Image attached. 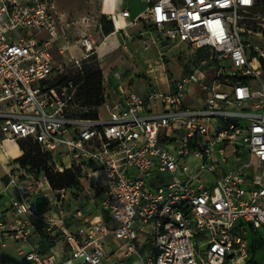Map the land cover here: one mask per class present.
<instances>
[{
	"label": "built area",
	"instance_id": "obj_1",
	"mask_svg": "<svg viewBox=\"0 0 264 264\" xmlns=\"http://www.w3.org/2000/svg\"><path fill=\"white\" fill-rule=\"evenodd\" d=\"M263 1L145 0L134 18L123 9L114 32L150 22L159 40L208 57L167 77L166 90L130 89L115 73L93 117L68 114L78 85L52 79L71 50L56 0H0V145L34 140L56 172L80 170L74 198L92 202L67 212L70 189L2 164L3 193L15 192L10 219L0 212L2 246L21 242L25 264H247L249 235L264 231ZM77 45V63L98 53L92 35ZM147 236L155 248L141 252ZM61 243L67 257L45 250Z\"/></svg>",
	"mask_w": 264,
	"mask_h": 264
},
{
	"label": "rangeland",
	"instance_id": "obj_2",
	"mask_svg": "<svg viewBox=\"0 0 264 264\" xmlns=\"http://www.w3.org/2000/svg\"><path fill=\"white\" fill-rule=\"evenodd\" d=\"M56 2L63 20V31L70 39L71 50L63 55H57L56 59L59 68L52 79L63 86L64 78L72 79L78 73H82L83 70L87 71L85 66L88 67V70H97V73H95L97 85H94L90 94V90L87 88L85 95L79 96L78 92H75L67 110L70 115H103L105 113L104 93L109 90L113 91L119 84L115 73L121 74L122 80L130 89L134 87V89L145 92L153 82L157 83L160 89L166 90L167 77L171 81L173 77L182 76L197 66L206 56L208 57L207 52L203 51L196 54L185 44L176 45L159 40L152 35L154 30L150 26V22L147 23L145 21L137 26L128 27L117 35L114 34L116 36L104 43L105 37L108 36L105 30V25L108 21L103 20V16H101L102 0H56ZM261 11L264 13V7ZM116 24L117 26H122L125 22ZM83 35H92L94 37L98 45V53L92 58L83 59L80 63H77L76 60L82 58V51L78 47L77 42ZM152 69H157V72H149ZM215 75L216 70H211L206 76L209 79H213ZM104 116L108 117L107 114ZM4 145L19 149V152L14 153V155L20 156L10 159L9 169L22 174L25 171L36 173L42 168L41 163L34 160L37 155L29 154L35 150L34 145L30 141L25 140L17 144L6 142L2 144V146ZM21 161L23 165L20 164L15 168H10V166H14L15 163ZM59 162L60 159L57 157V163ZM198 164L199 161H195L190 172H194ZM2 180L6 181L5 176L2 177ZM90 180L88 179L85 182L86 185L90 183ZM46 194L52 202L56 192L48 191ZM79 196V199H75L73 193H70L62 208L67 212L73 211L76 206L89 209L92 206L91 200L84 193H80ZM35 203L40 212L47 210L44 195L37 196ZM55 211L58 212V209H55ZM81 222L82 219L76 222H69V225H79ZM248 239L250 242L248 261L253 260L254 263L264 264V237L262 233H251ZM60 246L59 250L66 249L63 243ZM22 247L23 244L21 242L14 240L7 241L5 247L0 242V256L5 254L10 259L16 258ZM25 248L28 249L26 246ZM154 248V240L147 236L146 245L141 248V252L153 251ZM67 251L69 252V250ZM114 264L118 263L115 262ZM126 264H138V262L130 261Z\"/></svg>",
	"mask_w": 264,
	"mask_h": 264
},
{
	"label": "crops",
	"instance_id": "obj_3",
	"mask_svg": "<svg viewBox=\"0 0 264 264\" xmlns=\"http://www.w3.org/2000/svg\"><path fill=\"white\" fill-rule=\"evenodd\" d=\"M129 9L131 13V17H136L140 13H142L146 8V2L145 0H102L101 3V16L103 17H112L114 18L115 26H117L116 23H122L125 22L124 19L121 17H118L117 14L120 13L123 9ZM118 27V26H117ZM120 32H114L108 36L105 37L104 43H106L110 38L116 36ZM116 34V35H113ZM103 45V43H102ZM106 45V44H105ZM102 47V46H101ZM103 48V47H102ZM101 48V49H102ZM6 143V142H5ZM19 149L17 148H10L9 146H2L0 145V212L4 213L5 217L7 219H10V213H9V202L10 199L15 195V192L12 189H9L8 192L3 193V189L6 185V181L4 182L2 180V177L5 176V171L2 169V164L9 165L10 159L12 158H18L20 155H14V153H18ZM16 166H19V163H15L14 166H10V168H15ZM48 197V195H47ZM49 199V197H48ZM46 246L45 250L49 253H59L61 258L67 257L68 253H63V251L60 249V244L54 247ZM20 249V248H19ZM23 249V247L21 248ZM20 249V250H21ZM20 250L18 252V256L16 258L10 259L8 256L4 254V256H0V263L5 264H25L23 261L22 256L20 255ZM126 264V263H124Z\"/></svg>",
	"mask_w": 264,
	"mask_h": 264
},
{
	"label": "trees",
	"instance_id": "obj_4",
	"mask_svg": "<svg viewBox=\"0 0 264 264\" xmlns=\"http://www.w3.org/2000/svg\"><path fill=\"white\" fill-rule=\"evenodd\" d=\"M103 20H107L108 23L105 25V30L108 35L114 33L115 27L114 23L112 20H109L107 17H103ZM85 69L87 71H82V73H78L72 79L64 78L63 79V85H67L70 81H72L75 85H78L76 88V92H78L79 96L85 95V90L86 88L89 91V94L92 93L94 85L96 86L97 84V79H96V71L97 70H88V67L85 66ZM91 79V80H90ZM84 116H97V115H84ZM30 141L34 147L35 150L30 152L29 154H34L37 155V158L34 160H37L38 163H41L42 165L40 171H36V173L39 174L42 172H45L47 175L50 184L52 188L56 190H61V189H70L73 193V197H78V193L82 190V186L79 180L80 176V170H73V169H65L63 173L56 172L51 166L54 164V159L48 154H44L39 145L34 142L32 139H25ZM25 140H21L25 141ZM28 157V155H26ZM24 159V157H23ZM35 162V161H34ZM37 162H35L37 164ZM19 165H23V162H18ZM12 171H14L12 169ZM27 173H33L32 171H25ZM257 233H262L264 237V231H259ZM253 234V233H252ZM247 264H257L254 263L253 260L247 261Z\"/></svg>",
	"mask_w": 264,
	"mask_h": 264
},
{
	"label": "bare ground",
	"instance_id": "obj_5",
	"mask_svg": "<svg viewBox=\"0 0 264 264\" xmlns=\"http://www.w3.org/2000/svg\"><path fill=\"white\" fill-rule=\"evenodd\" d=\"M114 35V34H113ZM101 48V47H100Z\"/></svg>",
	"mask_w": 264,
	"mask_h": 264
}]
</instances>
